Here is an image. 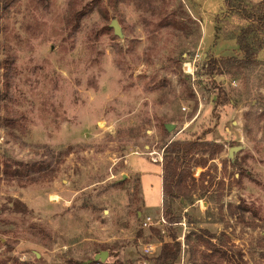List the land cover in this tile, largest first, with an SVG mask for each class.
Segmentation results:
<instances>
[{
    "label": "rangeland",
    "instance_id": "374dc122",
    "mask_svg": "<svg viewBox=\"0 0 264 264\" xmlns=\"http://www.w3.org/2000/svg\"><path fill=\"white\" fill-rule=\"evenodd\" d=\"M249 26L224 0H0V264H152L181 141L217 149L173 199L181 240L264 264V33L254 64L204 69Z\"/></svg>",
    "mask_w": 264,
    "mask_h": 264
},
{
    "label": "trees",
    "instance_id": "16d2710c",
    "mask_svg": "<svg viewBox=\"0 0 264 264\" xmlns=\"http://www.w3.org/2000/svg\"><path fill=\"white\" fill-rule=\"evenodd\" d=\"M249 2L248 0H224L226 10L229 13L242 15L250 22V26L242 29L238 37L243 57L209 58L208 56L209 61L204 64V69L208 70L210 74H223V69L238 65L249 66L256 62L257 51L263 46L260 37L264 33V0L255 5ZM200 145L203 146L200 151L202 150L204 153L215 154L217 152V149H213L209 142L201 144L198 141H181L167 147L162 169L164 171L163 196L165 197L162 215L166 220L165 225H167L164 229V237H168L170 240L165 241L162 238L159 253L151 258L152 264H181V259L183 264H224L226 260H229L230 264H235L229 251L207 238L208 232L201 231L198 234L190 232L185 235V239L182 241L176 229L177 225L185 223L186 215H175L172 208L173 199L178 198L181 193L188 196V183L192 179L196 180L191 173L192 164L190 161H193L194 152ZM205 161L203 159L201 163ZM188 220L190 223L193 222L191 217ZM157 231L161 235V231ZM192 236H196L195 244L191 243Z\"/></svg>",
    "mask_w": 264,
    "mask_h": 264
},
{
    "label": "water",
    "instance_id": "95a60500",
    "mask_svg": "<svg viewBox=\"0 0 264 264\" xmlns=\"http://www.w3.org/2000/svg\"><path fill=\"white\" fill-rule=\"evenodd\" d=\"M110 25H111V27H113V29L117 35L122 34L121 25L119 24L118 20L113 19ZM166 127L169 131H172V129L174 128V125L173 124H167ZM230 155H233V148L230 149ZM107 257H108V252H101V253H98L96 255L95 261L104 262L107 260Z\"/></svg>",
    "mask_w": 264,
    "mask_h": 264
},
{
    "label": "built area",
    "instance_id": "2783aa9c",
    "mask_svg": "<svg viewBox=\"0 0 264 264\" xmlns=\"http://www.w3.org/2000/svg\"><path fill=\"white\" fill-rule=\"evenodd\" d=\"M198 60H199L198 58H195V59H194V62H193L194 67H195L196 62H197ZM194 63H195V64H194ZM190 65H192V63H190ZM190 68H191V66H190ZM165 221H166V220L164 219V217L161 216L160 219H158V223H156V224L162 225V224H165V223H164ZM153 224H155V223H154V221H152V218H151L150 216L147 217V221L145 222V225H146V226H151V225H153ZM95 264H103V263L100 262V261H97Z\"/></svg>",
    "mask_w": 264,
    "mask_h": 264
},
{
    "label": "crops",
    "instance_id": "0c3cea01",
    "mask_svg": "<svg viewBox=\"0 0 264 264\" xmlns=\"http://www.w3.org/2000/svg\"><path fill=\"white\" fill-rule=\"evenodd\" d=\"M162 182H163V180H162ZM162 185H163V184H162ZM142 199H143V201H144V204L146 205V202H145V200H144V197H142ZM162 201H163V200H162ZM146 208H149V207L146 205ZM162 212H163V211H162ZM138 214L141 215V212L139 211Z\"/></svg>",
    "mask_w": 264,
    "mask_h": 264
}]
</instances>
